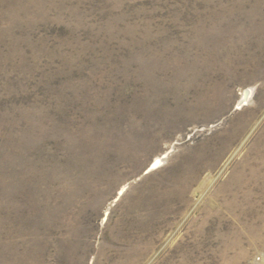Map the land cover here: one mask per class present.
<instances>
[{"label":"rangeland","instance_id":"rangeland-1","mask_svg":"<svg viewBox=\"0 0 264 264\" xmlns=\"http://www.w3.org/2000/svg\"><path fill=\"white\" fill-rule=\"evenodd\" d=\"M0 264H264V0H0Z\"/></svg>","mask_w":264,"mask_h":264}]
</instances>
